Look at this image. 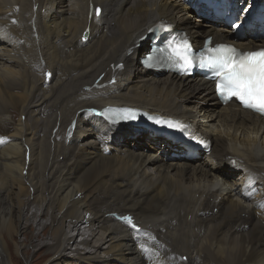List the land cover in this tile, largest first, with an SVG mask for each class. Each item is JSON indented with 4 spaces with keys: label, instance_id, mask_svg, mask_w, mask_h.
Returning <instances> with one entry per match:
<instances>
[{
    "label": "bare ground",
    "instance_id": "6f19581e",
    "mask_svg": "<svg viewBox=\"0 0 264 264\" xmlns=\"http://www.w3.org/2000/svg\"><path fill=\"white\" fill-rule=\"evenodd\" d=\"M193 9L0 0V64H10L0 67V126L12 125L0 133V264H22L30 246V264H264V118L222 105L202 77L151 73L138 59L149 39H137L157 25L196 44L235 42L225 21ZM239 44L264 46V36ZM107 104L183 118L212 152L189 159L163 136L109 125L93 114ZM127 212L140 230L118 220Z\"/></svg>",
    "mask_w": 264,
    "mask_h": 264
},
{
    "label": "snow or ice",
    "instance_id": "6c2138e0",
    "mask_svg": "<svg viewBox=\"0 0 264 264\" xmlns=\"http://www.w3.org/2000/svg\"><path fill=\"white\" fill-rule=\"evenodd\" d=\"M99 14L100 9H97V15ZM168 50V59L175 66L187 71L198 62L200 67L212 71V79L217 82L216 89L226 100L235 97L246 108L264 114V49L241 51L230 44L212 46L209 41L206 50L197 56L192 53L187 37H184L179 42L170 43ZM152 59L153 57H148L149 61ZM107 111H111V109ZM123 112L128 113L130 110H123ZM101 115H105V113H101ZM119 118L134 117L122 114ZM108 119L112 123L116 122L112 117H108ZM156 123H167L170 127H182L179 123L160 119H156ZM245 194L252 195L250 192ZM260 206L264 207V203ZM122 219L133 229L137 228L131 217H122Z\"/></svg>",
    "mask_w": 264,
    "mask_h": 264
},
{
    "label": "rangeland",
    "instance_id": "374dc122",
    "mask_svg": "<svg viewBox=\"0 0 264 264\" xmlns=\"http://www.w3.org/2000/svg\"><path fill=\"white\" fill-rule=\"evenodd\" d=\"M9 3H7V4H5V8H9L10 7V4L8 5ZM96 13V12H95ZM97 15V14H96ZM193 16H195V17H199L200 15H193ZM58 18H59V16H58ZM4 61H7V60H4ZM10 64H8V63H5V66H3L2 64H0V67L1 68H5V67H7V66H9ZM52 79V78H51ZM45 80L47 81V82H49L50 80H47L46 79V77H45ZM19 119V117H16V120H18ZM12 130V125H10V124H6V125H2V126H0V133H3V134H8V133H10V131ZM79 143H81L80 142V140H78L77 141V144H79ZM145 149V148H144ZM150 170L151 171H154V169L152 168L151 169V167H150ZM27 171H25V173H26ZM216 211V210H215ZM180 214L182 215L183 214V211L181 210L180 211ZM179 222V221H178ZM196 237L197 236H194V237H192V239L193 240H195L196 239ZM82 237L81 236H79L78 235V237H77V239H81ZM169 239V238H168ZM79 240H77L78 242H79ZM80 246H84L83 244H81V243H78ZM28 251L30 252V254H29V258L28 259H24V258H22V264H30V261L32 260V257L34 256V254H35V249L32 247V246H30L29 248H28ZM100 251L101 252H103L104 251V249H100ZM172 251H175V250H172ZM171 251V252H172ZM178 257L180 258L181 256H179L178 255ZM186 257H187V255H183V257H181V259H184L185 258V260H187L186 259ZM207 261V259H204V261ZM204 261L202 262V263H204ZM45 263V262H44ZM44 263H42V264H44ZM75 263V262H74ZM205 263H209V260L207 261V262H205Z\"/></svg>",
    "mask_w": 264,
    "mask_h": 264
}]
</instances>
